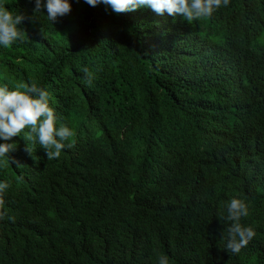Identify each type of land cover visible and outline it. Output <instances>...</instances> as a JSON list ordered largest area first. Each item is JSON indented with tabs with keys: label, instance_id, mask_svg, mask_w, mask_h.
<instances>
[{
	"label": "trees",
	"instance_id": "1",
	"mask_svg": "<svg viewBox=\"0 0 264 264\" xmlns=\"http://www.w3.org/2000/svg\"><path fill=\"white\" fill-rule=\"evenodd\" d=\"M69 2L52 24L35 0H5L26 34L0 45V84L46 89L75 141L50 160L24 133L7 141L0 264H264V0L191 24ZM236 196L256 234L232 253L218 216Z\"/></svg>",
	"mask_w": 264,
	"mask_h": 264
},
{
	"label": "clouds",
	"instance_id": "2",
	"mask_svg": "<svg viewBox=\"0 0 264 264\" xmlns=\"http://www.w3.org/2000/svg\"><path fill=\"white\" fill-rule=\"evenodd\" d=\"M85 3L95 7L103 4L111 8L114 13H125L135 11L141 7L150 8L158 15L167 13L169 16H181L189 24L201 18H207L222 6H227L229 0H85ZM69 0H35L33 13L46 9L47 19L54 24L58 18L71 12ZM26 19L24 13L14 14L6 6L5 0H0V45L5 48L13 43L23 40L26 34L23 25ZM85 74V83L92 85L94 77L87 67L81 69ZM58 117L49 104V93L43 87L32 82L31 84L20 82L13 87L8 84H0V158L10 163L13 158L8 153L14 151L16 144L8 143L13 137L22 136L26 142L25 151L32 155L33 149L29 146L38 143L47 155V159L59 158L64 154L65 148L74 147V131L64 124L58 123ZM27 130V131H26ZM161 133V134H160ZM157 130L149 131L144 137L153 138L162 135ZM165 134V133H164ZM78 138V137H77ZM142 149L145 145L142 143ZM77 160L83 164L84 158L80 155ZM10 187L7 181L0 182V220L7 217L14 221V217L8 216L5 209V194ZM226 215L218 216L220 220L230 222L226 229L225 249L232 253H239L254 238L255 230L252 226L241 223L242 218L249 215V205L245 198L233 197L226 205ZM158 264H169L167 255L158 256Z\"/></svg>",
	"mask_w": 264,
	"mask_h": 264
}]
</instances>
